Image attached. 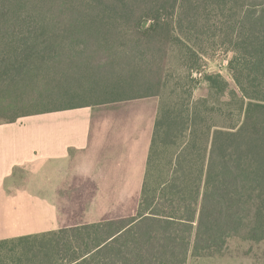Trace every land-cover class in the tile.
Returning a JSON list of instances; mask_svg holds the SVG:
<instances>
[{
	"label": "trees",
	"instance_id": "1",
	"mask_svg": "<svg viewBox=\"0 0 264 264\" xmlns=\"http://www.w3.org/2000/svg\"><path fill=\"white\" fill-rule=\"evenodd\" d=\"M182 31L232 52L241 126L211 131L189 105L161 111L134 216L0 240V264H185L222 250L249 202L251 238L264 239V0H0V88L21 91L13 107L30 85V101L60 106L5 124L155 95L142 71Z\"/></svg>",
	"mask_w": 264,
	"mask_h": 264
},
{
	"label": "rangeland",
	"instance_id": "2",
	"mask_svg": "<svg viewBox=\"0 0 264 264\" xmlns=\"http://www.w3.org/2000/svg\"><path fill=\"white\" fill-rule=\"evenodd\" d=\"M184 34H186L185 31L179 33L180 36L177 37L181 42L178 43L172 41L176 35L171 34L170 40L164 43L163 51L159 56L160 64L147 65L142 71L146 80L149 81L145 84H149V89L155 95L132 99L134 101L127 100L132 103L128 106H121L122 109L129 113L133 110L138 112L140 108H150L146 128L149 130V120L155 116V122L161 111L169 109L172 112H179L181 108L184 109L189 105L192 109L195 107L201 112L200 115L205 120L204 124L211 125V131L218 129L236 131L243 123L248 100L240 95L232 79L229 70L232 52L218 39L205 37V39L194 41L196 33H192L190 39ZM185 44L188 45V50L184 47ZM32 87L33 85L29 86V93L24 94L22 102H18L15 107L10 105L11 100L14 95L23 96L20 94L21 91L0 88V125L5 124L14 116L60 108L58 104L38 106L30 101L32 98L34 100V94L31 95L33 91L40 89L36 86L33 89ZM72 103H78V101L72 100ZM109 104H114L108 106L113 109L114 113L120 109L115 103ZM136 112L133 113L136 114ZM113 115L115 117L110 127L115 131L124 126L133 129L131 131L132 140L134 139L133 134L138 129L142 126L146 127L147 120L141 125L140 118L133 114H126L125 117L118 113ZM36 119L40 118H31L30 121ZM114 135L113 139L118 147V140L121 138L118 134ZM163 159V153H160L157 160L158 167L154 168L149 175L151 180L160 178ZM121 162L116 160L115 166L105 168L102 166L100 155L94 156V159L54 162V167L49 166V162L46 161L37 162L33 166L18 168L14 177L7 180L5 187L11 190L15 185L23 182L27 176L52 175L53 171H60L54 176V188L64 193L58 194L55 190L52 199L47 200V203L52 206L55 228L56 226L68 228L132 217L140 196L142 186L140 182L144 179L146 161L144 172L143 167L138 169L142 165L141 162L138 164L137 159L124 161V165ZM105 172L115 174L109 176L112 182L101 181L103 176L107 175ZM21 187L24 188V185ZM254 207V202L247 204L242 227L227 239L222 250L211 251L200 256H195L190 252L185 264H264V239L253 240L251 238L255 221Z\"/></svg>",
	"mask_w": 264,
	"mask_h": 264
},
{
	"label": "crops",
	"instance_id": "3",
	"mask_svg": "<svg viewBox=\"0 0 264 264\" xmlns=\"http://www.w3.org/2000/svg\"><path fill=\"white\" fill-rule=\"evenodd\" d=\"M132 101L115 104L119 106L117 113L122 117L133 114L140 118L141 125L147 120L146 127L142 126L133 134V140V129L124 126L115 131L110 127L115 117L113 114L117 113L108 106L114 104L35 115L0 125V240L61 229L57 226L55 228L52 206L47 203L48 199H52L53 191L61 193L54 188V176L60 171H53L52 175L29 174L23 182L10 190L5 187V183L14 177L18 168L33 166L42 161L49 162L48 165L54 167V162L94 159V156L100 155L105 168L115 166L116 160L122 161L124 165V161L137 159L138 164L141 162L142 165L137 166L138 169L143 167L144 172L155 116L149 120V130L146 129L150 108L138 106V112L133 110L126 113L121 106H128ZM31 118L40 119L30 121ZM114 134L121 138L118 140V147L113 139ZM110 175L115 174L110 172L101 181L112 182L109 180Z\"/></svg>",
	"mask_w": 264,
	"mask_h": 264
}]
</instances>
